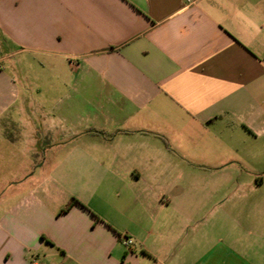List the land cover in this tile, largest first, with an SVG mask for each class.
I'll list each match as a JSON object with an SVG mask.
<instances>
[{"label":"crops","instance_id":"1","mask_svg":"<svg viewBox=\"0 0 264 264\" xmlns=\"http://www.w3.org/2000/svg\"><path fill=\"white\" fill-rule=\"evenodd\" d=\"M0 180V264H264V0H0Z\"/></svg>","mask_w":264,"mask_h":264},{"label":"trees","instance_id":"2","mask_svg":"<svg viewBox=\"0 0 264 264\" xmlns=\"http://www.w3.org/2000/svg\"><path fill=\"white\" fill-rule=\"evenodd\" d=\"M76 201V199H73L67 206H66V208L64 209L65 211L66 210H68L71 206H72V204L74 203Z\"/></svg>","mask_w":264,"mask_h":264},{"label":"built area","instance_id":"3","mask_svg":"<svg viewBox=\"0 0 264 264\" xmlns=\"http://www.w3.org/2000/svg\"><path fill=\"white\" fill-rule=\"evenodd\" d=\"M125 243H126V245H132L133 241L132 240H129V239H126L125 240Z\"/></svg>","mask_w":264,"mask_h":264},{"label":"rangeland","instance_id":"4","mask_svg":"<svg viewBox=\"0 0 264 264\" xmlns=\"http://www.w3.org/2000/svg\"><path fill=\"white\" fill-rule=\"evenodd\" d=\"M2 182V180H0Z\"/></svg>","mask_w":264,"mask_h":264}]
</instances>
